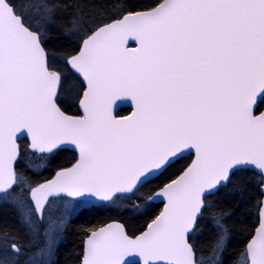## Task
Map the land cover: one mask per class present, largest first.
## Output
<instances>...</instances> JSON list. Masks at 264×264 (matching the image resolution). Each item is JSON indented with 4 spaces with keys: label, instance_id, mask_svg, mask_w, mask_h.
<instances>
[{
    "label": "snow or ice",
    "instance_id": "1",
    "mask_svg": "<svg viewBox=\"0 0 264 264\" xmlns=\"http://www.w3.org/2000/svg\"><path fill=\"white\" fill-rule=\"evenodd\" d=\"M52 29L78 46L50 49ZM75 80L79 116L61 106ZM117 101L133 103L130 116L114 114ZM261 104L264 0H0V203L28 237L0 228V264H52L69 210L125 197L138 210L157 199L164 207L138 235L116 221L81 226L80 264H264V199L227 261L235 208L211 199L248 169L259 170L264 194ZM66 145L78 156L51 178L20 170L23 153L43 159L24 164L39 173ZM189 149L195 159L178 176L141 191ZM202 219L215 233L207 251L191 240Z\"/></svg>",
    "mask_w": 264,
    "mask_h": 264
},
{
    "label": "trees",
    "instance_id": "2",
    "mask_svg": "<svg viewBox=\"0 0 264 264\" xmlns=\"http://www.w3.org/2000/svg\"><path fill=\"white\" fill-rule=\"evenodd\" d=\"M131 2L137 6H146L154 3L155 0H131ZM52 32L53 35L47 45L50 49L70 51L78 46V37H73L69 40L60 34L57 29H52ZM81 88V82L75 80L72 88L65 91V102L61 106L66 112L70 114L79 113L76 96L79 94ZM263 108L264 104H261L260 110ZM129 111V108H124L120 114H125ZM28 144L26 138L20 141L22 149H25ZM76 158L77 154L74 151L63 148L57 151L47 170L36 173L24 166L25 162H30L36 166L44 161L39 155L27 152L22 154L20 170L33 182H38L50 178L58 168L71 165ZM191 158L192 156H187L178 160L158 180L141 191L148 193L156 186L175 178L188 165ZM261 179V175L254 170L248 169L242 171L234 177V184H229L226 189H222L215 197L211 198L220 208H235V212L229 220L233 230L228 251L224 254L226 261L237 256L238 251L242 249L259 223L256 202L262 199L263 196L259 188ZM134 199V197L121 198L114 207H109L103 202H91L81 206L78 212L69 218L67 230L63 233V238L57 246L55 257H52V264H80L83 256V240L85 238L81 226L97 227L116 219L125 223L131 235H136L144 230L147 224L159 214L162 204L151 202L141 210H138L133 207L132 201ZM237 205L239 206L236 207ZM0 228H5L18 234L22 240L28 238L21 229L16 210L11 204L0 203ZM214 234V230L211 229L207 219H202L199 222L197 232L192 236L191 240L199 249L207 251V247L213 240Z\"/></svg>",
    "mask_w": 264,
    "mask_h": 264
},
{
    "label": "water",
    "instance_id": "3",
    "mask_svg": "<svg viewBox=\"0 0 264 264\" xmlns=\"http://www.w3.org/2000/svg\"><path fill=\"white\" fill-rule=\"evenodd\" d=\"M138 45L136 44V43H134L131 39L129 40V43H128V47H130V48H134V47H137ZM117 104L119 105V107L118 108H114V114L115 115H117L118 117L119 116H130L131 115V113H132V111H134V105H133V103L131 102V101H128V102H126V103H120V101H117ZM124 107H129L131 110H130V112L129 113H127V114H124V115H118V113H119V111L122 109V108H124ZM79 110H80V114H70V113H68L69 115H75V116H79V115H82V111H81V109L79 108ZM261 110H264V108L263 109H261ZM23 138H26L27 140H28V142L30 143V137L27 135V134H23V135H21L19 138H18V143L20 142V140H22ZM63 148H65V149H69V150H72V151H74L76 154H77V156H78V153H77V151L74 149V147L73 146H71V145H66V146H64ZM62 148V149H63ZM187 156H192V158H191V160H190V162H189V164L192 162V160H194L195 159V150L194 149H189V150H186V153L184 154V156H183V158L184 157H187ZM75 162V161H74ZM73 162V163H74ZM188 164V165H189ZM187 165V166H188ZM70 166V165H69ZM186 166V167H187ZM68 167V166H67ZM185 167V168H186ZM251 170H254L255 172H257L258 174H259V170H255V169H251ZM180 174V173H179ZM178 174V175H179ZM177 175V176H178ZM51 178V177H50ZM174 179V178H173ZM262 199H264V194H263V196H262ZM92 202H97V201H92ZM153 203H161L162 204V209H161V211L163 210V207H164V201H163V199H157V200H155V201H153ZM160 211V212H161ZM159 212V213H160ZM113 221H116V222H119V223H123L122 221H120V220H111V221H109V222H107V223H111V222H113ZM107 223H105V224H107ZM124 225H125V223H123ZM259 224V223H258ZM101 226H103V225H101ZM258 226V225H257ZM125 227L127 228V226L125 225ZM128 229V228H127ZM145 229H146V227H145ZM144 229V230H145ZM144 230H142V231H144ZM141 231V232H142ZM140 233V232H139ZM138 233V234H139ZM130 234V233H129ZM138 234H136V235H138ZM131 235V234H130ZM126 264H140V262H139V258H135V259H130L129 261H127L126 262Z\"/></svg>",
    "mask_w": 264,
    "mask_h": 264
},
{
    "label": "rangeland",
    "instance_id": "4",
    "mask_svg": "<svg viewBox=\"0 0 264 264\" xmlns=\"http://www.w3.org/2000/svg\"><path fill=\"white\" fill-rule=\"evenodd\" d=\"M84 206V205H83ZM81 206H77V211H76V213L78 212V209L80 208ZM75 213V214H76ZM69 218L71 217V216H74L75 214H72V212H71V210H69Z\"/></svg>",
    "mask_w": 264,
    "mask_h": 264
},
{
    "label": "bare ground",
    "instance_id": "5",
    "mask_svg": "<svg viewBox=\"0 0 264 264\" xmlns=\"http://www.w3.org/2000/svg\"><path fill=\"white\" fill-rule=\"evenodd\" d=\"M28 239V238H27ZM27 239H25L24 241H26ZM84 241V240H83ZM83 248H84V244H83ZM55 257V254H54V256H53V258Z\"/></svg>",
    "mask_w": 264,
    "mask_h": 264
},
{
    "label": "flooded vegetation",
    "instance_id": "6",
    "mask_svg": "<svg viewBox=\"0 0 264 264\" xmlns=\"http://www.w3.org/2000/svg\"><path fill=\"white\" fill-rule=\"evenodd\" d=\"M79 109V108H78Z\"/></svg>",
    "mask_w": 264,
    "mask_h": 264
}]
</instances>
